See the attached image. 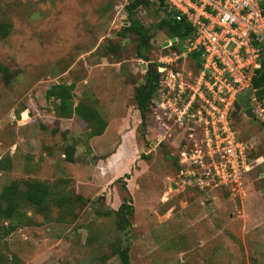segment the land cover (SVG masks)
I'll list each match as a JSON object with an SVG mask.
<instances>
[{
  "label": "rangeland",
  "instance_id": "1",
  "mask_svg": "<svg viewBox=\"0 0 264 264\" xmlns=\"http://www.w3.org/2000/svg\"><path fill=\"white\" fill-rule=\"evenodd\" d=\"M131 1L0 0L9 27L0 66L10 77L0 69V196L31 180L57 199L44 212L25 208L32 222L12 223L0 264H121L119 240L131 264H264L263 123L234 119L256 159L238 188L186 184L178 155L198 118L171 131L155 113L142 119L135 96L144 66L170 55L172 38L159 27L164 12L152 5L130 14ZM132 25L148 38L142 58ZM54 85L72 91L73 110L95 111L93 123L59 114L47 96ZM103 120V134L91 138ZM126 201L134 213L124 231L117 212Z\"/></svg>",
  "mask_w": 264,
  "mask_h": 264
},
{
  "label": "built area",
  "instance_id": "2",
  "mask_svg": "<svg viewBox=\"0 0 264 264\" xmlns=\"http://www.w3.org/2000/svg\"><path fill=\"white\" fill-rule=\"evenodd\" d=\"M150 1L163 3L166 13L187 24L192 33L185 42L176 38L166 43V48L178 45L181 51L159 61L163 87L153 100L162 130L171 131L172 123L183 127L188 117L198 118L197 127L186 128L179 150L181 176L188 185L207 182L238 188L256 160L231 119L243 92H252L251 109L264 125V101L253 89L263 67L264 0ZM194 52L201 54L199 74L186 68L175 71L173 65Z\"/></svg>",
  "mask_w": 264,
  "mask_h": 264
},
{
  "label": "trees",
  "instance_id": "3",
  "mask_svg": "<svg viewBox=\"0 0 264 264\" xmlns=\"http://www.w3.org/2000/svg\"><path fill=\"white\" fill-rule=\"evenodd\" d=\"M154 5L160 11L165 13L164 19L159 23L160 28H165L167 32L171 35V40L179 39L180 42H185L188 37L191 36V29L184 22L176 21L172 15L164 8V4L160 5L151 2L150 0H132L131 4L128 6L129 13L131 14L132 10L140 7H149ZM8 26H5L0 23V35L6 37L8 35ZM7 29V30H6ZM129 30L138 34L142 40L139 46L140 57L143 56L142 51L145 47L148 46V38L146 37V32L143 28L137 29L136 27L130 26ZM170 51V55L173 52L181 51L178 45H173L172 47L167 48ZM168 55V54H167ZM142 58V57H141ZM263 67L259 70L254 77L253 89L259 100L264 101V56L262 58ZM149 65V62H147ZM159 66L147 67L146 70V83L141 86L136 93L135 99L137 102V108L142 115V119L145 121L149 112L154 114L156 106L153 102L156 93L163 87V76L159 73ZM175 71H181L183 68L186 70H191L194 74H199L201 70V54L198 52L191 53L186 60L182 59L179 62L173 65ZM0 69L4 73L6 82H10L9 72L6 68L1 67ZM252 92L245 91L243 92L235 106V110L232 112L231 119L234 127V119L241 117V114L244 115L252 107L250 106V97ZM47 96L53 98V100L59 101L58 112L65 118H71L76 112L80 115L85 121L92 124L96 119L95 111L92 109H84L81 106H78L76 110H73V94L72 91L65 85H54L48 92ZM241 112V113H239ZM102 120V119H101ZM107 127V123L103 120L101 125L94 128V131L90 134L91 138L100 136L103 134L104 130ZM183 142H181L182 146ZM71 158V157H70ZM180 166V164H179ZM182 168V167H181ZM0 170L2 169V161L0 160ZM57 199L55 198L54 191L47 184L40 181H23L15 182L9 186H6L3 190L2 195L0 196V243L1 241L8 237L11 234L12 223L19 221L21 224L30 225L32 218L27 215L25 208L30 207L38 212H44L50 209L52 205L56 203ZM134 209L132 205H129L128 201L123 203L119 208L117 214L120 218L119 227L121 230L126 231L131 227V223L128 221L129 216L133 215ZM120 240L117 242V247L115 248V254L119 257L121 264H131L130 257V246L119 247ZM8 264V263H5Z\"/></svg>",
  "mask_w": 264,
  "mask_h": 264
},
{
  "label": "water",
  "instance_id": "4",
  "mask_svg": "<svg viewBox=\"0 0 264 264\" xmlns=\"http://www.w3.org/2000/svg\"><path fill=\"white\" fill-rule=\"evenodd\" d=\"M246 116H247L249 119H251V120H255V115H254L252 109H250V110H248V111L246 112Z\"/></svg>",
  "mask_w": 264,
  "mask_h": 264
}]
</instances>
